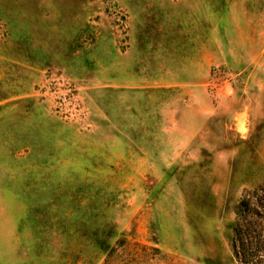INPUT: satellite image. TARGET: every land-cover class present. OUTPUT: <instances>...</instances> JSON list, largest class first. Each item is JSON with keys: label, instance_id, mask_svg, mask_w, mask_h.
<instances>
[{"label": "rangeland", "instance_id": "1", "mask_svg": "<svg viewBox=\"0 0 264 264\" xmlns=\"http://www.w3.org/2000/svg\"><path fill=\"white\" fill-rule=\"evenodd\" d=\"M0 264H264V0H0Z\"/></svg>", "mask_w": 264, "mask_h": 264}, {"label": "trees", "instance_id": "2", "mask_svg": "<svg viewBox=\"0 0 264 264\" xmlns=\"http://www.w3.org/2000/svg\"><path fill=\"white\" fill-rule=\"evenodd\" d=\"M243 203H244V204H248V199H245ZM242 213H243V210H239V215H241ZM235 254L237 255V257H241V256H239V251H238V250H235ZM256 254H257V253H256ZM255 258H256V255H253L252 258L250 259L251 262H252L253 260H255Z\"/></svg>", "mask_w": 264, "mask_h": 264}]
</instances>
